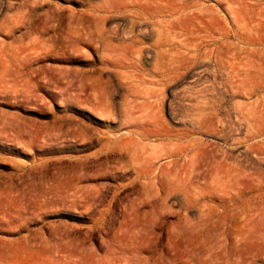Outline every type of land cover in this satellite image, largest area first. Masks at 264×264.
Listing matches in <instances>:
<instances>
[{"label": "rangeland", "instance_id": "obj_1", "mask_svg": "<svg viewBox=\"0 0 264 264\" xmlns=\"http://www.w3.org/2000/svg\"><path fill=\"white\" fill-rule=\"evenodd\" d=\"M167 1L0 0V264H264V0Z\"/></svg>", "mask_w": 264, "mask_h": 264}, {"label": "bare ground", "instance_id": "obj_2", "mask_svg": "<svg viewBox=\"0 0 264 264\" xmlns=\"http://www.w3.org/2000/svg\"><path fill=\"white\" fill-rule=\"evenodd\" d=\"M146 1L149 2V0H146ZM173 2H175V1H173ZM173 2H172V3H173ZM167 3H170V0H168ZM156 5H157V4H156ZM158 6H159V5H158ZM158 6H157V7H158ZM166 6H168V4H166ZM164 7H165V6L163 5V8H164ZM158 8H160V7H158ZM156 9H157V8H156ZM192 31H195V30H191V33H192ZM197 31H198V30H197ZM200 31H201V29H200ZM200 31H199V32H200ZM202 31H204V30L202 29ZM193 33H194V32H193ZM202 33H203V32H202ZM134 39H135V38H134ZM194 45H195V44H194ZM191 48H192V47H191ZM194 48H195V47H194ZM196 49H198V48H196ZM198 50H199V49H198ZM191 52H192V51H191ZM191 52H190V54H192ZM196 52L198 53L197 50L195 51V53H196ZM139 55H140V54H139ZM192 55L194 56V54H192ZM184 57H185V56H184ZM182 58H183V57H182ZM193 58H194V57H193ZM193 58H192V59H193Z\"/></svg>", "mask_w": 264, "mask_h": 264}]
</instances>
